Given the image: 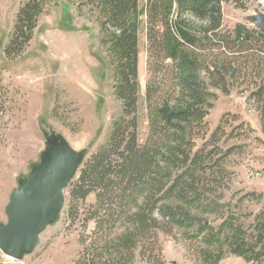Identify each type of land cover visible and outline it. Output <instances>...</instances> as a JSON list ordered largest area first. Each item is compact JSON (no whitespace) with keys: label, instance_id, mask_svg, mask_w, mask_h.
Wrapping results in <instances>:
<instances>
[{"label":"trees","instance_id":"1","mask_svg":"<svg viewBox=\"0 0 264 264\" xmlns=\"http://www.w3.org/2000/svg\"><path fill=\"white\" fill-rule=\"evenodd\" d=\"M50 0H20L6 57L21 55L33 39ZM224 0H147L146 102L149 133L139 141V0H81L100 21L116 61V95L123 115L108 142L70 181L76 209H84L82 248L73 264H166L158 231L180 230L201 241V264H219L226 251L250 264H264V207L249 225L222 202L233 148L217 145L219 125L209 134L208 116L219 87L229 92L239 78L255 103L264 132V33L239 23L224 27ZM0 91V117L5 100ZM68 185V186H69ZM245 196L262 197L252 191ZM229 207L226 208V207ZM215 215L218 227L210 221Z\"/></svg>","mask_w":264,"mask_h":264},{"label":"rangeland","instance_id":"2","mask_svg":"<svg viewBox=\"0 0 264 264\" xmlns=\"http://www.w3.org/2000/svg\"><path fill=\"white\" fill-rule=\"evenodd\" d=\"M81 0H50L39 17L33 39L16 57H6L4 49L13 32L20 0H0V91L5 111L0 117V197L10 196L39 163L57 136L73 149L85 151V160L108 142L114 124L123 115V101L116 95V61L104 41L100 21L90 6ZM147 0H139V141L149 133L146 102L147 77ZM224 27L242 23L256 27L252 16L264 12V0H224ZM242 78L232 82L229 92L213 87L214 106L208 116L209 134L216 131L217 145L233 152L222 160L226 169L223 183L228 187L222 202L241 217L245 225L264 207V132L255 103L247 101ZM75 181V179H73ZM65 189V205L57 221L39 236L34 251L21 260L0 250V264H73L82 248L80 239L95 226L84 227V209L96 201L90 194L79 209ZM256 191L262 197L245 196ZM10 200V197H9ZM226 208L229 209L227 206ZM8 220V218L6 219ZM216 227L220 218L212 215ZM159 243L166 264H201V241L186 237L180 230H159ZM136 264H146L139 256ZM219 264H250L243 257L226 251Z\"/></svg>","mask_w":264,"mask_h":264},{"label":"water","instance_id":"3","mask_svg":"<svg viewBox=\"0 0 264 264\" xmlns=\"http://www.w3.org/2000/svg\"><path fill=\"white\" fill-rule=\"evenodd\" d=\"M264 33V12L252 16ZM85 151H77L63 138H49L39 163L11 194L7 222H0V250L21 260L34 251L40 234L55 223L65 205V189L80 170Z\"/></svg>","mask_w":264,"mask_h":264},{"label":"crops","instance_id":"4","mask_svg":"<svg viewBox=\"0 0 264 264\" xmlns=\"http://www.w3.org/2000/svg\"><path fill=\"white\" fill-rule=\"evenodd\" d=\"M11 194H12V192H11ZM11 194H10V196L6 195V197H4V196L0 197V222H7L6 219L8 218V216H7V210L6 209H7L9 202H10L9 197H11Z\"/></svg>","mask_w":264,"mask_h":264},{"label":"bare ground","instance_id":"5","mask_svg":"<svg viewBox=\"0 0 264 264\" xmlns=\"http://www.w3.org/2000/svg\"><path fill=\"white\" fill-rule=\"evenodd\" d=\"M10 257V256H9Z\"/></svg>","mask_w":264,"mask_h":264}]
</instances>
